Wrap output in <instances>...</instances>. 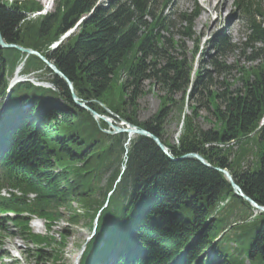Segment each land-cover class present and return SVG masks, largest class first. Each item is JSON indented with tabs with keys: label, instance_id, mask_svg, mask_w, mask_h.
Masks as SVG:
<instances>
[{
	"label": "trees",
	"instance_id": "16d2710c",
	"mask_svg": "<svg viewBox=\"0 0 264 264\" xmlns=\"http://www.w3.org/2000/svg\"><path fill=\"white\" fill-rule=\"evenodd\" d=\"M168 1L53 0V10L41 14L38 1L0 0L3 40L53 63L91 110L112 117L108 109L146 129L174 158L197 153L211 166L194 158L172 160L146 136L128 140L126 133L105 132L107 123L77 106L66 82L38 56L0 48L1 99L18 65L23 74L43 69L49 75L39 79L49 86L14 85L0 121V186L24 194L0 200V213L18 214L9 220L36 246L37 264L60 258L68 232L61 231L60 240L52 242L32 233L29 217L19 214L37 216L48 229L60 220L61 208L69 214L68 226L86 219L93 228L96 221L80 264H107L110 257L104 252L119 239L135 244L136 255L125 261V247L110 264H264V212L235 194L214 169H226L243 193L264 207V13L259 0H234L249 28L241 50L249 47L246 59L259 62L242 67L240 85L233 87L226 79L233 66L217 56L235 45L219 36L212 41L216 56L207 61L213 70H194L180 38H193L198 11L171 18L164 13ZM144 82L149 91L156 87L161 93L160 103L155 114L139 121ZM185 99L192 113L171 142L165 125ZM199 110L206 112L204 120L214 118L211 127L193 123ZM250 134L255 152L249 149ZM236 139L240 146L235 151L214 146ZM250 153L257 155L256 163L242 167ZM30 192L35 197L27 202L24 196Z\"/></svg>",
	"mask_w": 264,
	"mask_h": 264
},
{
	"label": "rangeland",
	"instance_id": "374dc122",
	"mask_svg": "<svg viewBox=\"0 0 264 264\" xmlns=\"http://www.w3.org/2000/svg\"><path fill=\"white\" fill-rule=\"evenodd\" d=\"M7 1L14 2L17 0ZM35 1H38L40 7L42 8L40 12L41 14L47 11H51L54 8L53 0ZM218 1L219 0H212L211 4H209V2L205 0H169L164 8V13L169 15L171 18H174L179 13H189L195 10V8L198 11L196 17L193 20V38H180L179 34H175V37L180 38L181 43L184 45V49L182 51L185 57L191 61L194 70L203 67L212 71L213 68L209 64H207V61L214 58L217 53L212 41L216 40L219 36H227L229 38L230 42L235 45L236 48L233 51L225 54L223 57L217 56V60L224 61L226 64H230L233 66L228 76H226V79L229 83L232 84L233 87H237L240 85V82L238 80L240 76V69L242 67L247 69L249 67H253L254 65H257L259 61L250 62L246 59V55L250 54L249 47L245 51L241 50L242 42L245 40V37L248 33L245 15L243 14L242 10L234 6L233 0H223L220 9H212L211 6L216 5ZM260 8L261 11L264 13V0H260ZM206 12L208 13L207 19L205 18ZM215 19L218 20L215 24H213L212 21ZM73 31L74 30H72L71 33ZM174 33H177L176 30H174ZM196 43H198L199 45V51L194 54ZM54 44H57V42L53 43V45ZM241 51L244 52L242 53ZM20 67L22 68L21 65H18V67L13 70L12 74L8 75V83L14 80V73L20 71V69L18 70V68ZM48 76V73H46L45 70L41 69L27 76H24L23 74L22 80H24V82L28 81L32 82L34 85H37V83H39V79L45 80L46 78H48ZM221 78L222 76L218 77V79ZM41 83L43 82L41 81ZM44 83L42 86H46L48 84ZM143 89L145 90L146 94H144L138 100L139 110L137 113V119L139 121H145L149 119L153 114H155L158 110L160 103L158 95L161 93L157 90L156 87L152 88L149 91V83L144 82ZM179 97V93L174 95V98L177 100L179 99ZM7 98H9V95H6L2 99L0 98V118L3 115V108L5 106ZM186 99L184 101L185 105L182 106V110L179 112L178 109H175L167 120V124L165 125L167 133L168 135H170L171 142H175V137L180 134V129L178 128L180 127L179 125L180 123H182V120L191 116V110L186 107L189 103V100ZM199 115L200 116H198L197 118H194V124H197L204 129L212 126V123L214 121L213 117L207 116L208 120H204L203 116H206L207 114L203 110H199ZM248 137L249 149L250 151L255 152L253 144V135L250 134L248 135ZM214 146L222 148L231 147L232 151H235L238 149L240 144L238 142V139H236L227 144L221 145L217 143ZM256 158L257 155H255L254 153H250L249 156L247 154L244 159L245 161L241 163L242 167L245 166L246 162H251V164H255ZM105 180V178L102 179L101 185H104ZM96 197L98 199L100 198L99 191L96 193ZM255 213L258 212L255 211ZM68 216V212L61 208L60 220L55 222V224L48 229L45 225H43V221L39 220L34 222L38 225L40 224L41 228L39 232L37 231L36 227L31 228V231L36 234L44 235L45 237L48 236L50 240L52 238V242H54V240H60L58 234L61 231L66 230L68 232V237L65 240L64 246L61 249V252L58 254L60 258L57 261H53L52 259L46 260L44 264H75L85 241L91 240V238L94 236L95 230L93 231V228H89L86 225V219L79 220V222L74 226H68L66 222ZM12 231H14V228H12L10 224H8L6 228H4V230H0V264H37L38 262H35L33 256V253L35 252L34 249H36V246L28 238L17 234L15 231ZM103 245L104 244L101 243V246ZM114 245L116 244H113L111 246L107 245L108 250L105 249L106 252L104 253H106V255H108L109 257L111 255L110 252L115 250ZM46 251L50 252V248L47 247ZM208 251L209 249L206 252Z\"/></svg>",
	"mask_w": 264,
	"mask_h": 264
},
{
	"label": "water",
	"instance_id": "95a60500",
	"mask_svg": "<svg viewBox=\"0 0 264 264\" xmlns=\"http://www.w3.org/2000/svg\"><path fill=\"white\" fill-rule=\"evenodd\" d=\"M0 48H15L21 52L26 53L27 55L38 56L44 63H46L47 67L50 68L55 75L61 77L66 82V84H67V86L71 92L72 99L76 103L77 106L88 110L94 119H102L103 121H105L107 123L108 129L104 130L105 132L111 133V134L126 133L128 136V140L135 135L146 136V137L152 139L157 144V146L172 160L194 158V159H197L198 161H200L205 166L211 167L204 160V158L197 153H187V154H184L178 158H174L170 154V152L168 151L167 147L162 143V141L157 136H155L154 134L150 133L149 131H147L146 129H144L142 127H139L137 125L129 123L126 120L120 119L116 114H113L108 109H107V112L112 115L111 118L99 115L96 112H94L93 110H91L84 102L80 101V99L78 98V96L76 95V93L73 90V85H72L71 81L53 63H51L46 58H44L39 52H37L33 49L21 47V46L16 45V44L6 43L3 40L1 34H0ZM214 169L221 172L225 176V178L230 183L235 194H237L238 196H240L244 200H246L250 205H252L256 209V211L264 212V207L258 205L250 197L245 195L243 193V191L241 190V188L235 183L232 176L230 175V173L226 169H221L218 167L214 168Z\"/></svg>",
	"mask_w": 264,
	"mask_h": 264
},
{
	"label": "bare ground",
	"instance_id": "6f19581e",
	"mask_svg": "<svg viewBox=\"0 0 264 264\" xmlns=\"http://www.w3.org/2000/svg\"><path fill=\"white\" fill-rule=\"evenodd\" d=\"M205 1L209 2V4H211V2H212V0H205ZM222 1H223V0H219L218 3H217L216 5L211 6V8H212V9H220V7H221V5H222ZM207 17H208V13L206 12V13H205V18L207 19ZM217 20H218V19L213 20L212 23L215 24ZM230 25H231V24H230ZM40 85H41V84H40ZM11 88H12V87H11ZM9 91H10V90H8V95H9ZM8 102H9V98H7V100H6V102H5V106H4V108H3V112H4V110L6 109V107L8 106ZM1 120H2V117L0 118V121H1ZM95 226H96V221H95L94 226H93V231L95 230ZM35 227H36L37 231L39 232V230H40V228H41V225H40V224L38 225V224L36 223V224H35ZM94 232H95V231H94ZM89 241H90V240H89ZM87 242H88V240L85 241V243H87ZM85 247H86V244H84V245L82 246V248H81V250H80V253H79V255H78V258H77L75 264H77V263L80 261L79 259L81 258V256H82L81 254L83 253ZM114 249H115V248H114ZM130 252H131V254H134V253H135L133 249H131Z\"/></svg>",
	"mask_w": 264,
	"mask_h": 264
}]
</instances>
